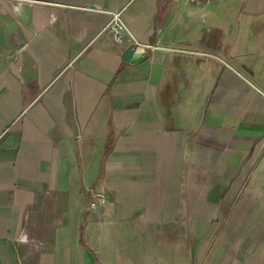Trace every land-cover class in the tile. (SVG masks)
Listing matches in <instances>:
<instances>
[{
	"label": "crops",
	"instance_id": "0c3cea01",
	"mask_svg": "<svg viewBox=\"0 0 264 264\" xmlns=\"http://www.w3.org/2000/svg\"><path fill=\"white\" fill-rule=\"evenodd\" d=\"M96 189L193 231L90 233ZM202 254L264 264V0H0V264Z\"/></svg>",
	"mask_w": 264,
	"mask_h": 264
},
{
	"label": "rangeland",
	"instance_id": "374dc122",
	"mask_svg": "<svg viewBox=\"0 0 264 264\" xmlns=\"http://www.w3.org/2000/svg\"><path fill=\"white\" fill-rule=\"evenodd\" d=\"M97 192L107 197V193L103 190L96 189ZM86 197V196H85ZM87 201V197L85 198V203ZM96 205L90 211H84L88 216V220L85 222L88 225L87 231L90 233L103 231V232H116L123 235H129L133 232H163L166 234L165 243L167 247L172 245L175 240L173 239V235L184 234L189 232L190 226L188 223L178 224L173 223V221L167 220L165 223H155L148 220V217L144 212L140 209V216L131 217L130 220L126 218H118L116 216L115 206L108 199V201L102 205L97 198H94ZM84 209V207H83ZM191 209L188 208L187 211L191 212ZM144 211V209H143ZM192 227V226H191ZM205 225L200 223L195 227L198 233H202L205 230ZM193 231V227L191 228ZM124 240V243H127ZM120 242V241H119ZM183 247H184V241ZM197 251L201 252V248L198 246ZM204 253V251H203ZM192 260V264H204L206 263V254L198 255L197 258L190 257Z\"/></svg>",
	"mask_w": 264,
	"mask_h": 264
},
{
	"label": "built area",
	"instance_id": "2783aa9c",
	"mask_svg": "<svg viewBox=\"0 0 264 264\" xmlns=\"http://www.w3.org/2000/svg\"><path fill=\"white\" fill-rule=\"evenodd\" d=\"M186 3H208L211 0H183ZM122 11H115L111 13L110 21L107 25V28L109 31H111L114 39L118 42L122 41L123 37L128 34L127 27L122 19L121 15ZM94 198H97L102 205H104L108 201V196L104 197V195L100 194L96 190H90L88 194V199L85 205V211H90L95 205L96 202L94 201ZM105 207V205H104Z\"/></svg>",
	"mask_w": 264,
	"mask_h": 264
},
{
	"label": "water",
	"instance_id": "95a60500",
	"mask_svg": "<svg viewBox=\"0 0 264 264\" xmlns=\"http://www.w3.org/2000/svg\"><path fill=\"white\" fill-rule=\"evenodd\" d=\"M145 48L142 46H136L125 52L123 59L130 63H136L146 57Z\"/></svg>",
	"mask_w": 264,
	"mask_h": 264
}]
</instances>
